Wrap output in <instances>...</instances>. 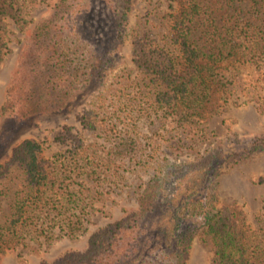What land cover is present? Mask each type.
I'll use <instances>...</instances> for the list:
<instances>
[{
    "label": "trees",
    "instance_id": "16d2710c",
    "mask_svg": "<svg viewBox=\"0 0 264 264\" xmlns=\"http://www.w3.org/2000/svg\"><path fill=\"white\" fill-rule=\"evenodd\" d=\"M38 1L0 0V63L9 51L5 20L27 26L28 9ZM84 1L55 0L48 5L51 13L27 36L12 75V98L0 107V116L15 114L26 120L60 111L78 90L106 83L116 67L117 46L134 0H106L113 33L103 53L77 39L72 23ZM174 1L179 7L168 14V33L138 52L140 72L133 78L137 89L131 91L135 97L130 108L198 128L213 111L212 102L227 92L228 67L264 63V0ZM105 102H92L84 111V128L106 133L119 126L121 115L132 117L125 107L129 101L118 99L111 111ZM113 136L106 148L75 139L52 159L43 158L42 145L33 140L15 148L13 159L24 163L23 178L10 216L0 226V251L33 233L49 240L55 231L71 237L85 231L86 208L103 196L96 186L118 174L124 158L139 152L135 134L120 128ZM232 155L213 150L191 163L203 187H187L170 200L163 180L154 176L138 194L135 211L96 230L82 252H66L53 264H187L196 236L209 237L218 264H264V212L258 217L261 227L252 229L243 211L216 204L217 175ZM152 217L158 219L147 225ZM150 231L161 238L165 252L162 259L146 263Z\"/></svg>",
    "mask_w": 264,
    "mask_h": 264
},
{
    "label": "rangeland",
    "instance_id": "374dc122",
    "mask_svg": "<svg viewBox=\"0 0 264 264\" xmlns=\"http://www.w3.org/2000/svg\"><path fill=\"white\" fill-rule=\"evenodd\" d=\"M54 1L40 0L31 5L26 15L29 23L23 28L5 20L9 51L0 63V107L12 98L9 91L12 75L30 30L51 13L48 5ZM105 4L106 0L84 1L72 23L79 43L94 47L99 53L106 50L108 35L113 33ZM245 4L247 1L241 6ZM178 7L174 0H134L124 36L117 46L116 67L104 85L78 90L60 111L39 113L26 120L15 114L0 116V226L9 218L15 192L21 187L24 163L14 160L13 152L23 141L40 143L45 159H52L81 137L106 148L107 139L112 140L120 128L135 134L141 143L135 156L120 162L118 174L112 173L109 181L96 186L103 196L86 208L84 232L71 237L55 231L49 240L34 233L20 237L0 251V264H53L66 252H82L96 230L137 209L138 194L154 176L163 180L169 200L185 193L187 187L198 185L195 190H201L204 183L200 172L192 171L190 164L213 150L233 153L231 161L217 175V206L243 211L250 228L261 227L258 217L264 212V63L228 67L224 72L229 80L227 92L222 99L212 102L213 111L198 128L141 114L138 107L130 108L135 97L131 91L137 89L133 78L140 72L136 64L138 52L163 39L169 30L168 14ZM103 98L110 111L113 104L119 105L118 99L129 101L125 107H129L132 117L121 115L119 126L106 133L84 128V111ZM242 154L246 156L240 157ZM94 182L98 183L96 177ZM88 184H92L89 179ZM154 219L158 218H149L146 224L151 225ZM148 235L146 263L162 259L165 252L161 238L151 231ZM187 264H218L209 237L193 239Z\"/></svg>",
    "mask_w": 264,
    "mask_h": 264
}]
</instances>
